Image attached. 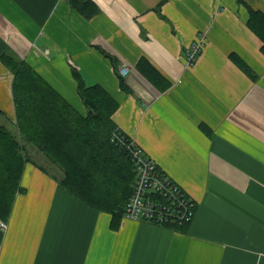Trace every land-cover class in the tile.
Masks as SVG:
<instances>
[{"label": "crops", "instance_id": "1", "mask_svg": "<svg viewBox=\"0 0 264 264\" xmlns=\"http://www.w3.org/2000/svg\"><path fill=\"white\" fill-rule=\"evenodd\" d=\"M93 1L99 11L85 16L70 0H0V124L22 141L3 55L86 115L76 66L119 102L117 127L196 201L195 216L176 226L123 216L113 228L30 147L0 218V264H264V42L250 25L264 0ZM199 33L207 43L189 65ZM141 58L164 79H149Z\"/></svg>", "mask_w": 264, "mask_h": 264}, {"label": "trees", "instance_id": "2", "mask_svg": "<svg viewBox=\"0 0 264 264\" xmlns=\"http://www.w3.org/2000/svg\"><path fill=\"white\" fill-rule=\"evenodd\" d=\"M70 2L85 16L99 11L93 0ZM251 14L250 25L264 42V12ZM2 59L14 73L13 96L22 141L0 124V218L6 220L11 214L33 147L63 171L61 182L68 190L93 208L111 213L112 227L118 228L137 176L130 155L111 138L120 130L112 117L119 102L102 85H88L80 69L73 66L79 93L88 108L86 115L81 114L19 55L8 53ZM139 67L153 81L164 79L145 58Z\"/></svg>", "mask_w": 264, "mask_h": 264}, {"label": "built area", "instance_id": "3", "mask_svg": "<svg viewBox=\"0 0 264 264\" xmlns=\"http://www.w3.org/2000/svg\"><path fill=\"white\" fill-rule=\"evenodd\" d=\"M206 43V33H199L188 47L187 64L193 65L197 61ZM129 70V67L122 66L121 73L126 75ZM112 138L130 155L137 171L132 193L124 207V216L162 225L191 222L196 213V201L173 179L161 172L154 159L124 132L116 129ZM0 227L6 228V223L0 221Z\"/></svg>", "mask_w": 264, "mask_h": 264}, {"label": "rangeland", "instance_id": "4", "mask_svg": "<svg viewBox=\"0 0 264 264\" xmlns=\"http://www.w3.org/2000/svg\"><path fill=\"white\" fill-rule=\"evenodd\" d=\"M12 87H13V84H12Z\"/></svg>", "mask_w": 264, "mask_h": 264}]
</instances>
